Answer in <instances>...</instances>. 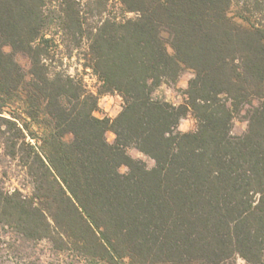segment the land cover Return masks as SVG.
Returning <instances> with one entry per match:
<instances>
[{"label":"trees","instance_id":"16d2710c","mask_svg":"<svg viewBox=\"0 0 264 264\" xmlns=\"http://www.w3.org/2000/svg\"><path fill=\"white\" fill-rule=\"evenodd\" d=\"M235 258L264 264V0H0V264Z\"/></svg>","mask_w":264,"mask_h":264},{"label":"rangeland","instance_id":"374dc122","mask_svg":"<svg viewBox=\"0 0 264 264\" xmlns=\"http://www.w3.org/2000/svg\"><path fill=\"white\" fill-rule=\"evenodd\" d=\"M114 11H118V10L115 9ZM127 15L132 16L133 13H127ZM163 35L164 37L167 36L166 33H163ZM167 49L169 52H171V48L168 45H167ZM16 59L25 70L29 68L30 62L27 55L23 53H18L16 55ZM65 61H69L71 65L69 71L73 72L74 67L77 66L78 64L75 60V56H73L70 60L66 59ZM78 69L80 71L81 67L78 66ZM191 75L192 73L190 70L188 69L183 70L174 84L172 83L160 84L157 88L154 89L152 96L154 98L165 99L174 104L182 103L185 100L184 90L187 86V81L191 77ZM84 79L85 82L88 84V86L94 89L96 85L95 78L91 74L87 73L84 75ZM121 104H122V99L118 94L101 95L98 100V110L95 111V115L99 117L107 116L113 118L121 109ZM177 128L180 131L194 130L196 128V121L193 118V116L189 114L185 118H182L179 121ZM246 128H247V121L245 120V109H244L240 113L234 115V118L232 120V133L235 135H241L245 132ZM106 138L110 143H112L114 140L113 132L108 130L106 132ZM126 150L127 153L132 157L142 159L146 163L147 167L150 168L153 166L154 164L153 159L142 154L134 147H128ZM119 170L124 173L127 172L128 168L125 165H121ZM225 264H246V263L240 258H235L226 262Z\"/></svg>","mask_w":264,"mask_h":264}]
</instances>
